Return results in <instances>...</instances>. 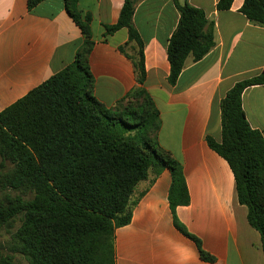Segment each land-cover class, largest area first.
<instances>
[{
	"label": "trees",
	"instance_id": "16d2710c",
	"mask_svg": "<svg viewBox=\"0 0 264 264\" xmlns=\"http://www.w3.org/2000/svg\"><path fill=\"white\" fill-rule=\"evenodd\" d=\"M41 1L26 0L27 9ZM137 1L122 0L117 21L104 25V36L127 30L118 49L143 84V43L132 22ZM232 1L218 0L216 8L228 9ZM173 2L179 17L166 49L170 85L188 56L197 61L215 44L214 23L204 11ZM63 3L84 37L74 60L0 111V226L20 221L0 264H16L14 254L27 264H115L114 230L129 223L130 197L152 168L169 170L174 224L194 240L202 259L212 261L175 217V208L186 205L189 195L181 164L157 141L160 117L152 97L138 87L106 107L92 95L91 15L78 9L77 0ZM239 11L264 26V0H243ZM254 85H264V68L227 90L219 103L220 141L205 139L229 165L237 200L247 207L248 223L264 251V138L249 125L241 103L242 92Z\"/></svg>",
	"mask_w": 264,
	"mask_h": 264
},
{
	"label": "crops",
	"instance_id": "0c3cea01",
	"mask_svg": "<svg viewBox=\"0 0 264 264\" xmlns=\"http://www.w3.org/2000/svg\"><path fill=\"white\" fill-rule=\"evenodd\" d=\"M178 1L201 8L213 21L215 44L197 61L188 56L170 85L166 49L179 17L173 0L135 3L132 22L143 43V84L118 49L127 30L104 36V25L117 21L122 0H77L78 9L91 15L92 95L113 107L138 87L150 94L160 117L157 141L181 164L189 195L186 205L175 208V217L213 257L202 259L194 240L175 226L169 170L152 168L130 197L129 223L114 230L115 264H264L260 235L237 200L231 169L205 139L220 141L219 103L227 90L264 68V26L239 11L243 0L220 10L218 0ZM83 39L63 0H43L31 10L26 0H0V111L70 64ZM241 103L249 125L264 138V85L245 88Z\"/></svg>",
	"mask_w": 264,
	"mask_h": 264
},
{
	"label": "rangeland",
	"instance_id": "374dc122",
	"mask_svg": "<svg viewBox=\"0 0 264 264\" xmlns=\"http://www.w3.org/2000/svg\"><path fill=\"white\" fill-rule=\"evenodd\" d=\"M134 101L135 100L132 99V102ZM1 198H2V192H0V199ZM19 224H20V221L17 218L10 225L0 226V254H5L8 252L6 248L7 243L10 240L11 234L16 230ZM14 260L16 264H27L26 260L18 254H14Z\"/></svg>",
	"mask_w": 264,
	"mask_h": 264
}]
</instances>
